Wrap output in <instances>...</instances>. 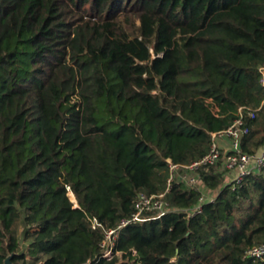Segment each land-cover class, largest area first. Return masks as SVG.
Returning a JSON list of instances; mask_svg holds the SVG:
<instances>
[{"label":"trees","instance_id":"trees-1","mask_svg":"<svg viewBox=\"0 0 264 264\" xmlns=\"http://www.w3.org/2000/svg\"><path fill=\"white\" fill-rule=\"evenodd\" d=\"M263 79L264 0H0V264H264L245 258L264 242V172L233 189L216 166L201 212L177 179L176 210L101 246L240 107L257 109L243 150L264 146Z\"/></svg>","mask_w":264,"mask_h":264},{"label":"built area","instance_id":"built-area-1","mask_svg":"<svg viewBox=\"0 0 264 264\" xmlns=\"http://www.w3.org/2000/svg\"><path fill=\"white\" fill-rule=\"evenodd\" d=\"M256 112L257 109L240 107L236 118L228 127L212 133L209 151L190 164H176L171 159H168L170 176L167 180L166 191L158 194H147L143 191L137 193L133 201L132 214L122 219L116 228L108 229L106 237L101 243V246L105 248V256H111L112 245L114 244L119 229L132 223L149 221L176 210L165 199L166 192L175 180L180 179L190 186H197L200 182L199 171L202 167H218L219 165H223L224 169L232 174L230 181L226 184H231L232 188L235 189L236 186L243 183L245 177L248 175L263 173L264 146L259 151L251 153L244 151L242 148V137L250 132V127L246 124L245 119L247 117L254 118ZM221 139H227L229 144L225 147L222 146L219 141ZM222 185L224 186L225 184ZM222 185L219 187V190L222 188ZM215 197L207 199L202 192L199 202L193 208L187 210V212L190 215L201 212L202 205L209 200H214ZM95 224L99 223L95 220ZM245 258L263 259L264 242L250 247L245 253Z\"/></svg>","mask_w":264,"mask_h":264},{"label":"rangeland","instance_id":"rangeland-1","mask_svg":"<svg viewBox=\"0 0 264 264\" xmlns=\"http://www.w3.org/2000/svg\"><path fill=\"white\" fill-rule=\"evenodd\" d=\"M217 170L219 172H221L223 174V177H224V182L223 184H226L230 181L229 177H228V171L226 169H224V166L223 165H219L218 167H216ZM197 187H199L202 192L205 194V196L207 197V199H210L212 197H215L216 193L218 192L219 190V187L217 189H214V190H211V189H208L206 186H204L202 183H198L197 184ZM75 205V204H74ZM21 209V212H22V215L24 214V208L23 207H20ZM23 219V218H22ZM22 219H20L18 221V224H17V234L19 236V243H20V252H25L27 253V256L26 258L28 260H33L34 257L32 255H30L28 253V246H29V240H26L25 237H24V225H23V222H22ZM11 255H9L8 258H10Z\"/></svg>","mask_w":264,"mask_h":264},{"label":"crops","instance_id":"crops-1","mask_svg":"<svg viewBox=\"0 0 264 264\" xmlns=\"http://www.w3.org/2000/svg\"><path fill=\"white\" fill-rule=\"evenodd\" d=\"M220 141V144L222 145V146H227L228 144H229V141L227 140V139H221V140H219ZM229 173V172H228ZM231 176H232V174L231 173H229L228 174V177H229V179H231Z\"/></svg>","mask_w":264,"mask_h":264},{"label":"water","instance_id":"water-1","mask_svg":"<svg viewBox=\"0 0 264 264\" xmlns=\"http://www.w3.org/2000/svg\"><path fill=\"white\" fill-rule=\"evenodd\" d=\"M72 201V200H71ZM73 202V201H72ZM76 207H79V204L76 206ZM8 260H9V258H8Z\"/></svg>","mask_w":264,"mask_h":264}]
</instances>
